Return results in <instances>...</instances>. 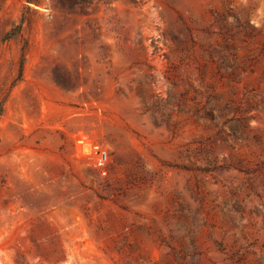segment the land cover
<instances>
[{
  "label": "rangeland",
  "instance_id": "rangeland-1",
  "mask_svg": "<svg viewBox=\"0 0 264 264\" xmlns=\"http://www.w3.org/2000/svg\"><path fill=\"white\" fill-rule=\"evenodd\" d=\"M1 102L0 264H264V0H0Z\"/></svg>",
  "mask_w": 264,
  "mask_h": 264
},
{
  "label": "trees",
  "instance_id": "trees-1",
  "mask_svg": "<svg viewBox=\"0 0 264 264\" xmlns=\"http://www.w3.org/2000/svg\"><path fill=\"white\" fill-rule=\"evenodd\" d=\"M27 2L31 3L32 0H27ZM23 26H24V19L20 20L19 25L13 27L10 31H8L5 34L4 40H10V39H13L14 37H16L18 34H20ZM24 62H25V59H23L22 62L20 63V71H19V78L18 79L22 78ZM4 113H5V105H4V102H1L0 103V120L4 116Z\"/></svg>",
  "mask_w": 264,
  "mask_h": 264
},
{
  "label": "built area",
  "instance_id": "built-area-1",
  "mask_svg": "<svg viewBox=\"0 0 264 264\" xmlns=\"http://www.w3.org/2000/svg\"><path fill=\"white\" fill-rule=\"evenodd\" d=\"M98 157L96 158L95 165L102 166L106 163L108 159V153L106 151H100L96 154Z\"/></svg>",
  "mask_w": 264,
  "mask_h": 264
}]
</instances>
